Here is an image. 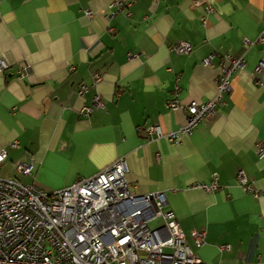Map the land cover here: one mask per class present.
<instances>
[{
    "label": "crops",
    "instance_id": "crops-1",
    "mask_svg": "<svg viewBox=\"0 0 264 264\" xmlns=\"http://www.w3.org/2000/svg\"><path fill=\"white\" fill-rule=\"evenodd\" d=\"M116 1L0 0L8 65L0 72V175L47 191L124 157L130 189L164 192L165 209L204 264H264V157L256 153L264 147V86L253 74L264 56V0ZM179 40L191 43L189 53L171 49ZM213 51L242 55L244 65L214 114L170 141L165 134L184 123V109L166 101L215 94L219 58L202 63ZM81 85L88 89L78 94ZM96 94L104 106L86 113ZM150 125L164 136L148 135ZM23 155L34 162L24 177L12 167ZM239 169L255 195L236 184ZM213 175L219 188L205 191L199 184ZM193 230L204 231L203 243Z\"/></svg>",
    "mask_w": 264,
    "mask_h": 264
},
{
    "label": "built area",
    "instance_id": "built-area-1",
    "mask_svg": "<svg viewBox=\"0 0 264 264\" xmlns=\"http://www.w3.org/2000/svg\"><path fill=\"white\" fill-rule=\"evenodd\" d=\"M115 3L121 7L129 6L131 1ZM85 13L90 15L89 10ZM258 39L264 41V36ZM171 49L177 54H187L192 45L179 40ZM214 57L219 58V71L216 91L210 99L191 100L185 105L176 96L166 101L170 109H184V123L165 134L170 141L190 134L204 117L214 114L215 105L223 101L222 94L231 88L230 77L244 65L242 55L215 51L204 57L202 63L210 64ZM7 67L0 59V72ZM27 68L22 66L19 74ZM253 74L255 83L264 86L261 78L264 56L255 65ZM99 79L100 75L94 74V80ZM87 89L88 85H81L77 93ZM103 106L96 94L84 111ZM146 131L148 135L164 136L158 125H150ZM256 153L258 158L264 157V147L256 145ZM5 156L6 150L0 148V164ZM33 165V157L23 155L12 167L16 175L24 177L32 173ZM126 172L125 158L118 157L91 176L47 191L34 182L0 175V264H204L187 244L172 211L165 209L164 192L139 193L130 189ZM236 184L255 195L252 181L241 169L236 172ZM199 186L205 191L216 190L217 177L213 175L210 182ZM154 220H159V224L150 227ZM191 237L199 245L203 243L204 231L193 230Z\"/></svg>",
    "mask_w": 264,
    "mask_h": 264
},
{
    "label": "rangeland",
    "instance_id": "rangeland-1",
    "mask_svg": "<svg viewBox=\"0 0 264 264\" xmlns=\"http://www.w3.org/2000/svg\"><path fill=\"white\" fill-rule=\"evenodd\" d=\"M158 220H155V221H152L150 224H149V226L150 227H154L158 222H157Z\"/></svg>",
    "mask_w": 264,
    "mask_h": 264
}]
</instances>
